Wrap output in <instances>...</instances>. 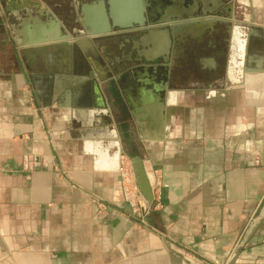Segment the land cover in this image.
<instances>
[{
  "label": "crops",
  "instance_id": "0c3cea01",
  "mask_svg": "<svg viewBox=\"0 0 264 264\" xmlns=\"http://www.w3.org/2000/svg\"><path fill=\"white\" fill-rule=\"evenodd\" d=\"M231 2L224 80L160 92L162 64L127 57L142 30L112 26L137 2L0 0V264H264V0ZM89 28L105 69L85 81L56 45ZM134 156L162 186L145 226L118 175Z\"/></svg>",
  "mask_w": 264,
  "mask_h": 264
},
{
  "label": "flooded vegetation",
  "instance_id": "af4514ba",
  "mask_svg": "<svg viewBox=\"0 0 264 264\" xmlns=\"http://www.w3.org/2000/svg\"><path fill=\"white\" fill-rule=\"evenodd\" d=\"M232 14L231 0H148V29H160L167 37L166 53L148 59V64H162L160 78L153 80L157 86L159 82L156 88L160 92L198 81L208 84L224 80L235 27ZM255 44L256 41L249 42V48ZM237 56L232 59L234 65L240 61ZM209 57L215 58L214 67L207 65Z\"/></svg>",
  "mask_w": 264,
  "mask_h": 264
},
{
  "label": "water",
  "instance_id": "95a60500",
  "mask_svg": "<svg viewBox=\"0 0 264 264\" xmlns=\"http://www.w3.org/2000/svg\"><path fill=\"white\" fill-rule=\"evenodd\" d=\"M120 2V0H104V3L110 8L112 11V8L116 9L114 6L115 4ZM126 3H129V1L135 3L137 2V9L134 10L135 18L133 23H127L125 26L116 24L117 21H113L112 26H115V28H120L122 30H133V29H141L139 36L136 38V41H141L142 36L149 33V29H146L148 27V0H122ZM101 4V3H99ZM159 25H161V22H158ZM87 31L78 35V40H75L72 42V44L69 46V44H57L56 47L63 48L71 55V68L75 71V74L79 76V80L82 79L83 76L89 78L91 80L95 79V74L98 73L97 68L105 69V64L100 60L98 56V52L95 48V43L98 39L96 36L99 33L94 32L91 30V28L86 29ZM135 36V35H134ZM261 37L264 41V33L261 30H258L256 28H251L248 32V39ZM264 43V42H263ZM148 48V45L145 46L142 43H140V46L135 47L134 42L130 43L129 51L127 52V57L131 59L132 56H134L133 59H137L139 62H143L144 59L146 60L144 55H141L138 51V48ZM40 50H43L40 49ZM144 57V59H143ZM161 57V56H159ZM131 59V60H133ZM90 60L94 63H92V68L95 70L94 72L90 69L88 65V61ZM110 66L112 69L116 68L111 63ZM120 70H123L122 67H120ZM88 80V77L85 79V81ZM83 81V80H81ZM130 163L133 170V175L135 182L141 192V194L144 196L146 201L148 203H152L153 200V194L152 190L142 163V160L138 156L130 157Z\"/></svg>",
  "mask_w": 264,
  "mask_h": 264
},
{
  "label": "built area",
  "instance_id": "2783aa9c",
  "mask_svg": "<svg viewBox=\"0 0 264 264\" xmlns=\"http://www.w3.org/2000/svg\"><path fill=\"white\" fill-rule=\"evenodd\" d=\"M255 166H259V158L256 157L254 161ZM118 175L121 184V194L123 202L127 206L126 218L132 223H137L141 226H145L148 216L151 213V204L146 201L141 194L133 175L132 167L129 163L122 161L119 164ZM148 181L152 186L153 201L160 200L161 198V184L155 179L150 178L148 175Z\"/></svg>",
  "mask_w": 264,
  "mask_h": 264
},
{
  "label": "bare ground",
  "instance_id": "6f19581e",
  "mask_svg": "<svg viewBox=\"0 0 264 264\" xmlns=\"http://www.w3.org/2000/svg\"><path fill=\"white\" fill-rule=\"evenodd\" d=\"M234 31H235L233 34L235 38L234 47L243 48L245 45V34L240 29L239 30L235 29ZM239 36L243 37V42H239V43L237 42ZM166 38H167L166 35L160 29H155L154 31H151L149 35L146 34L142 36L141 41H135L134 45L135 47L140 46V43H142L145 46L148 45V48L139 47L138 51L141 55L147 56L148 59L154 60L157 57L162 56L166 53V48H165L167 44ZM239 59L241 64L243 59L242 57Z\"/></svg>",
  "mask_w": 264,
  "mask_h": 264
},
{
  "label": "rangeland",
  "instance_id": "374dc122",
  "mask_svg": "<svg viewBox=\"0 0 264 264\" xmlns=\"http://www.w3.org/2000/svg\"><path fill=\"white\" fill-rule=\"evenodd\" d=\"M0 31H2L1 27H0ZM255 83H257V81H255ZM263 83H264V81H263ZM263 83L260 84V82H258L257 84L253 85L252 89H256V88L260 87ZM30 105H32V107H34V99L32 97H30ZM47 134H49V133H47ZM124 161L131 165L129 160L125 159Z\"/></svg>",
  "mask_w": 264,
  "mask_h": 264
}]
</instances>
